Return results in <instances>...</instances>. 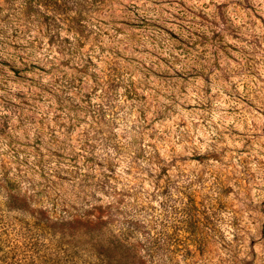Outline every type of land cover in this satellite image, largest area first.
Here are the masks:
<instances>
[{"label": "rangeland", "instance_id": "374dc122", "mask_svg": "<svg viewBox=\"0 0 264 264\" xmlns=\"http://www.w3.org/2000/svg\"><path fill=\"white\" fill-rule=\"evenodd\" d=\"M0 264H264V0H0Z\"/></svg>", "mask_w": 264, "mask_h": 264}, {"label": "trees", "instance_id": "16d2710c", "mask_svg": "<svg viewBox=\"0 0 264 264\" xmlns=\"http://www.w3.org/2000/svg\"><path fill=\"white\" fill-rule=\"evenodd\" d=\"M98 222H100V220ZM96 225L97 224H95L94 227H95V229H97V230H95L97 233L93 232V230H90V233L92 234L91 237H93V235H95L97 237V234H101L102 235V231L99 229V227H96ZM101 235H99V238H101L100 237ZM94 245H95V247H96L97 250H103V249L107 248V246H108V244H104L103 242H100V241H98V244H94ZM113 247H116V245H113ZM116 249H119V251H120V248L116 247ZM107 253L108 252H106V254ZM118 263H120V260H119Z\"/></svg>", "mask_w": 264, "mask_h": 264}]
</instances>
